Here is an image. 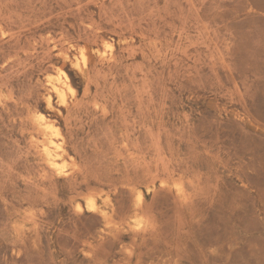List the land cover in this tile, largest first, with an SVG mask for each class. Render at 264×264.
<instances>
[{"label":"rangeland","instance_id":"374dc122","mask_svg":"<svg viewBox=\"0 0 264 264\" xmlns=\"http://www.w3.org/2000/svg\"><path fill=\"white\" fill-rule=\"evenodd\" d=\"M0 264H264V0H0Z\"/></svg>","mask_w":264,"mask_h":264},{"label":"bare ground","instance_id":"6f19581e","mask_svg":"<svg viewBox=\"0 0 264 264\" xmlns=\"http://www.w3.org/2000/svg\"><path fill=\"white\" fill-rule=\"evenodd\" d=\"M104 54H105V52H104ZM56 72L62 73L61 70H59V69ZM63 76H64L63 80L60 83H56L55 85L54 84L52 85L54 92L57 93L58 95H61L63 90L68 89V88L70 89V86L67 83V77L64 74H63ZM48 103H49V101H48ZM37 119L39 121L40 126H42L43 135L44 134L47 135L46 129L49 127H53L52 121H50L48 118L44 117L41 113H39L37 115ZM55 138H56L55 136L48 135L47 138H45L43 140L44 143L46 142L49 146L54 147V150H51L50 148L45 147L44 148V155L47 158V160L49 161L51 166H53L56 169H59V163H60L59 162V155L57 153H55L56 152L55 149L58 147V143H57V141H55Z\"/></svg>","mask_w":264,"mask_h":264}]
</instances>
